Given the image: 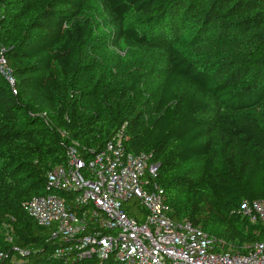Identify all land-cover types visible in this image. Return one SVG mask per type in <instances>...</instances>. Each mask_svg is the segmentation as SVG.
I'll use <instances>...</instances> for the list:
<instances>
[{
  "label": "trees",
  "instance_id": "16d2710c",
  "mask_svg": "<svg viewBox=\"0 0 264 264\" xmlns=\"http://www.w3.org/2000/svg\"><path fill=\"white\" fill-rule=\"evenodd\" d=\"M0 42V264H65L23 205L68 146L89 158L120 129L172 220L222 250L264 243L241 213L264 199V0H0Z\"/></svg>",
  "mask_w": 264,
  "mask_h": 264
},
{
  "label": "built area",
  "instance_id": "2783aa9c",
  "mask_svg": "<svg viewBox=\"0 0 264 264\" xmlns=\"http://www.w3.org/2000/svg\"><path fill=\"white\" fill-rule=\"evenodd\" d=\"M3 51L0 42V73L13 87ZM126 139L120 129L89 158L76 145L68 146L66 163L48 172L46 193L23 205L50 229L53 259L81 264L113 254L119 264H264V243L245 253L222 250L217 238L189 221L172 220L163 189L144 178L149 156L128 151ZM158 166L151 165L149 173ZM135 200L144 210L141 219L123 208ZM241 213L264 225V199L243 201ZM3 258L0 251V262Z\"/></svg>",
  "mask_w": 264,
  "mask_h": 264
},
{
  "label": "rangeland",
  "instance_id": "374dc122",
  "mask_svg": "<svg viewBox=\"0 0 264 264\" xmlns=\"http://www.w3.org/2000/svg\"><path fill=\"white\" fill-rule=\"evenodd\" d=\"M98 16L101 18V15L99 13H98ZM100 25L104 26L105 23L103 21H101ZM93 50L96 52L95 54H101L105 50V46L103 45V42L100 43L98 46L93 47ZM85 76H86V74H83V77H85Z\"/></svg>",
  "mask_w": 264,
  "mask_h": 264
}]
</instances>
